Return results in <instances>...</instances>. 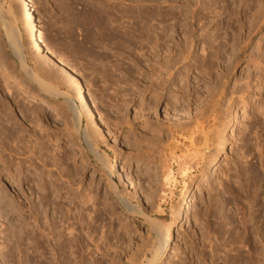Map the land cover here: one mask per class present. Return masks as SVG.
<instances>
[{"label": "rangeland", "instance_id": "obj_1", "mask_svg": "<svg viewBox=\"0 0 264 264\" xmlns=\"http://www.w3.org/2000/svg\"><path fill=\"white\" fill-rule=\"evenodd\" d=\"M32 6L44 45L81 82L107 134L97 139L72 101L51 100L28 81L22 66L43 76L50 93L74 99L53 61L31 57L20 5L0 0V84L8 82L6 70L66 112L52 121L38 115L36 103L9 110L0 102V117L15 115L28 146L18 143L21 153L9 157L13 144L0 136V161L21 172L18 191L0 176V198L12 202L0 214V264H28L35 219L49 233L53 208L43 203V214L34 213L42 174V196L52 195V186L60 191L63 227L75 225L80 243L74 256L66 249L64 260L52 263L264 264V0H32ZM232 107L239 124L227 152L208 167L218 144L213 127L221 128ZM200 112L208 119L193 136ZM34 123L45 129L43 137L33 133ZM202 133L211 137L206 147ZM117 154L126 182L111 169ZM186 154L193 161L182 166ZM180 204L183 221L164 246Z\"/></svg>", "mask_w": 264, "mask_h": 264}, {"label": "bare ground", "instance_id": "obj_2", "mask_svg": "<svg viewBox=\"0 0 264 264\" xmlns=\"http://www.w3.org/2000/svg\"><path fill=\"white\" fill-rule=\"evenodd\" d=\"M11 1L12 2H16V3H18L20 5V8L22 9L23 15L26 17V20H27V30H26L27 47H28V50H30L32 52L31 53L32 54L31 57H34V56L35 57H39V56L41 57V55H42V57L45 58L46 61L47 60H50L49 62L53 61L59 67V70L66 77L64 79L70 83V87H68V88L71 89L70 92L72 91V95H73L74 99L68 101V99H69L68 96H65L63 94L61 95L59 93H50L51 91L49 92L48 89H50L49 87L51 85L49 83L47 84L46 83L47 81L45 82L42 79L43 76L40 77V79L42 80V82H41V80L38 77H35V74H33L30 71V69L26 70L25 66H22L21 69H22V72L24 71L23 73L25 74V77L28 79V81L30 83H32L35 86L36 90L40 91V93L47 94L48 96H50L51 100H54V101L55 100H66L67 102H71L72 101L71 104H74L75 109L80 113L81 116L84 117L85 121L87 122L88 127L93 132V136H95L97 139L102 141L103 138L105 139L107 132H106L105 126L103 125L101 117L99 116L97 111L93 108V105H92V103H91V101L89 99L90 97L88 98V96L85 94V92H84V90H83V88L81 86V82H79V80L77 79L76 75H74L73 71L68 68L67 64H65L64 61H61V59L55 57L53 55V53L51 52V50L46 48V46L44 45L43 33H42V29H41V22H40L39 16L37 15L34 7L32 6V0H11ZM0 19H2L1 14H0ZM30 59L35 61V58L34 59L30 58ZM31 60H30V62H32ZM37 60H39V59H37ZM2 62L3 61L1 59L0 66H1ZM35 62H37V61H35ZM4 63H6V62H4ZM33 64L35 65L34 62H33ZM39 64H40V62H39ZM5 66L6 65H4V68H5ZM4 73H6L5 75H6V77H8V82H5L3 80L4 81V83L2 81L3 85L0 84V87H2L1 90H4V92H5L2 96L0 95V102H6L7 109L11 110L13 108V106L20 105V106L23 107V109L26 110L27 107L31 106V103H36L37 104L36 112L38 113V115H46V116L48 115V117H50V119H52V121L58 120L62 116L66 115V112H65L64 108H61V107L60 108H54L46 100L41 99L38 95H36V94H34L32 92H29V89H31V88H29L25 82L19 81L21 78L19 79V78L15 77V76H13L11 78L10 75H12V74H9L8 71L6 72V70L4 71ZM44 76H45L44 78H46L47 77V73ZM62 77H63V75H62ZM49 80L50 79L48 78V82H49ZM52 83H53V80H52L51 84ZM20 93L23 94L22 97H21ZM32 114H34V113H32ZM205 114L206 113H204V112H200L199 116H198V119L196 117L194 118V119H197L196 122H195V125H194V123L193 124L190 123V125L192 124L194 126L193 127L194 128V132L190 131L191 128H189L190 130H188V128H187V130H188L187 132L188 133L190 131V132H192V135L193 134L196 135L195 133H198L199 131H200L199 133H201V131L204 130V128H205L204 124L206 122L204 120V117H205V119H208ZM238 117H239V115H238V112H237V108L236 107H232L230 110H228V114H227V117H226V119H227L226 122H222L221 121L223 123V124L220 123V125L222 124L221 128H219V126L217 124H215V125H217L216 127H218V128H215V126L213 127L214 129L212 128L213 130L217 129L216 131H219L218 132V144L216 146V150H214L210 154L208 153L209 155L207 156V160H206L208 167L211 166L216 160H218L223 154H225L227 152V149H228V137H229V134H230L231 130L233 129V127L238 126V124H239V118ZM23 118L25 119L27 117L23 116ZM224 118H223V121L225 120ZM35 121L39 122L40 118L36 117ZM16 123L17 122L15 121V115H13L12 112L10 114L6 113V115H3V118L0 117V126L3 128L2 132H0V136H3L1 138H3L4 141L7 140L8 142H11L13 145H14V142H15V146L13 147V145H10L11 149L6 151V152L9 151L8 152V156L9 157H13L15 155L17 156V155H19L21 153L20 150L18 149L19 147L17 145H19L18 143H21L20 139H24L25 138V137L23 138V136H24L23 133L24 132H17V129L15 128V125H17ZM35 123H34L33 126H31V129L33 128V131H34L33 133H40V138H41V136L42 137L44 136V132H45L44 130L45 129H43L42 126L37 125L38 123L37 124H35ZM71 124H72V122H71ZM203 133H202L203 141H204L203 146L206 147L208 142L210 141L211 137L209 138L206 134H203ZM214 133L216 134L215 131H214ZM215 134H213V136ZM186 135H187V133H186ZM195 138H196V136H195ZM189 141H191V140H189ZM192 142H194V141H192ZM21 144H22V148H24L25 150L28 149V146H26L27 144H25V143H21ZM41 147H42V145H41ZM3 150H6V149L3 148ZM29 151L30 150H27L26 152H29ZM3 153H5V151H3ZM6 155H7V153H6ZM195 155H194V159H195ZM123 158L124 157L118 158V154H117L116 157L114 158L113 164H111V169L116 171V177L119 178L120 181L126 182V178L124 177V172H123L124 169L122 170L120 168V162H121V159H123ZM0 159H2V158H0ZM9 159H11V158H9ZM18 159H19V157H18ZM181 159L178 160V161H179V163L182 166L187 161L188 162L189 161H193L192 160L193 159L192 155L187 156V154L185 156H183ZM0 162L3 164L2 169L0 168V176H2V177L5 176L4 179L9 181L10 186H13L11 188L14 189V187H15V189H16V186L19 185V183L17 182V177L15 176V174H17V176H18V174L21 173V172L13 170V173H12L11 170L9 171V165H8L7 162H4V160H1ZM0 166H1V164H0ZM27 169L28 168H26V170ZM40 176H41V178L40 177L39 178L42 181V183L41 184L40 183L36 184V187L38 188L37 191H38V193L40 192V194H42V193L45 194L44 192H45L46 189H45V183H44V181L42 179L43 174L40 175ZM167 177H169V176H167ZM0 182H1V180H0ZM52 187H53V190H54L52 195L42 196L43 195L42 194L41 195L42 198H41V196H39V198H38L39 199V203H38L39 206H36V208H35L34 205H33V207H34V209L36 211L34 213H37V215L35 214L36 218H37V216L38 217L41 216V213L43 214V212H42L43 207H44L43 203H45L46 206H50V207L53 208V210L55 211V217L56 218H55V220L52 223H50V224H49V222H48V224L46 223L47 227H48L47 230H49V233H46V231L44 229H43L44 231H42L41 226L38 225L39 223L37 222L38 218L37 219L34 218L35 219V227L31 229L30 236L29 237L27 236L28 237L27 241L29 242L28 244L31 246V255H30V257L28 256V258H27L28 259L27 260L28 264H61V263H59V261H56V262L52 263V259H54V261H55V260H58V257H60V258H62L64 260V256L63 255H64V253H66V251H65L66 249H68V252H69L70 256H74L75 249L76 250L79 249V244L80 243L76 240L77 238L75 237V235H77V234H75V228H74L75 225L71 224L68 227H63V225H64V223H63L64 219L63 218H65V217H63L64 215L61 216V213H60L61 212L60 211V209H61L60 208V205H61L60 203L61 202L58 201V199L60 198L59 197V194H60L59 192L60 191H58L56 188H54V186H52ZM163 188H164V190L166 189L168 191L169 186L167 185V183L165 184V186ZM19 189H20V186H19ZM256 190H258V189H256ZM0 192H1V196H2L4 194V192L2 190ZM255 194L256 193H254V195ZM260 194H262V193H260ZM37 197H38V195H37ZM257 197H258V195H257ZM4 198H0V204H2L1 205L2 207L0 209V214L3 211H7L9 208L12 207L10 205L12 202L9 204V202H8L9 200H7V199L4 200ZM261 199H262V197H261ZM13 210H15V209H13ZM123 210H124V208H123ZM6 214H8V213H6ZM184 214H185V207H184L183 204H180L177 207V209H176V211H175V213L173 215V221L170 222L167 225V232H166V235L164 236V246H168L170 244V242L174 239L175 227L177 225H179L180 222L183 221ZM242 220H243V218H242ZM22 231L23 230H21V232H19V231L18 232L22 233ZM37 231H39V234L37 233ZM65 235L68 236L67 239L65 238ZM21 239H22V237H21ZM49 240H52L54 242V244L53 245L52 244L49 245ZM242 240L244 241L243 238H242ZM77 252H78V250H77ZM165 252H166V250L162 249L160 255L158 256L159 259H162L165 256ZM9 255H11V254H9ZM47 255H49L50 257H47ZM251 260H252V258H251ZM93 262H96V260H94ZM231 262H233V261H231ZM74 263H76V262H74ZM94 264H96V263H94Z\"/></svg>", "mask_w": 264, "mask_h": 264}]
</instances>
